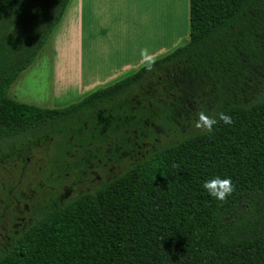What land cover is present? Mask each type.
<instances>
[{"label": "trees", "instance_id": "trees-1", "mask_svg": "<svg viewBox=\"0 0 264 264\" xmlns=\"http://www.w3.org/2000/svg\"><path fill=\"white\" fill-rule=\"evenodd\" d=\"M70 2L0 0V29L17 19L20 36L13 51L0 41V140L62 133L103 109L115 117L114 136L131 143L193 123L195 106L216 103L215 117L226 113L233 124L157 149L64 206H36L34 223L1 250L0 264H264V0H190L185 45L153 71L142 67L64 109L11 99ZM149 76L158 79L146 90L167 93H142L135 104L122 98ZM216 176L236 189L223 205L203 189Z\"/></svg>", "mask_w": 264, "mask_h": 264}, {"label": "rangeland", "instance_id": "rangeland-1", "mask_svg": "<svg viewBox=\"0 0 264 264\" xmlns=\"http://www.w3.org/2000/svg\"><path fill=\"white\" fill-rule=\"evenodd\" d=\"M140 6L143 24L147 27L145 31L150 34L154 33L158 37L161 35L163 40L161 44L163 49L155 51L156 60L167 56L187 43L190 33L189 18L185 16L187 0H140ZM17 24V19L12 20L10 31L6 32L0 29V41L6 39V51H13L16 42L19 41V32L15 29ZM54 31L53 33H55ZM53 33L32 64L12 84L9 90L11 99L39 108L64 109L82 101L92 92L111 86L144 67L141 64H131V66L126 67L93 64L92 62H98L99 59L89 57L86 50L81 63L78 65L77 50H61L60 44L54 42ZM73 40H70L69 43ZM55 48L63 54L68 52V56H54ZM149 77L141 87H138L139 90L148 89L149 81L158 79L157 76ZM81 78L86 83L85 90L82 92L78 87ZM136 92L125 94L122 98L138 103L142 93ZM215 105L217 104L212 103V106L203 107L199 111H204L209 116L215 117ZM86 122L88 120L85 115L82 126ZM194 123L195 121L192 128L187 129L183 136L179 135L182 132L181 126L177 127V130L169 131L168 134L173 139L172 143L166 144L165 138H163L162 147L171 146L184 138L201 134L194 128ZM56 129L58 127L53 128L57 131ZM67 129H70V126ZM176 134L179 136L175 137ZM70 137L72 134L66 131L52 134L41 132L22 135L9 141V143L0 140V251L5 249L7 237L15 232L16 228L14 227L19 225L21 218H26V222H28L37 216L34 208L26 212L25 205L29 204L30 207L43 206L54 197L50 190L51 183L48 181V176L52 170L51 162L60 156L59 150L62 146L60 144L68 143ZM76 138L74 137V139ZM150 142L156 143V138ZM25 143H30L29 153L20 158L13 156L11 151L16 146L19 147ZM5 151L9 153L4 157L2 153ZM130 165L131 163L127 160L125 167L117 171L118 175L128 170ZM97 187L90 183L82 189L84 192H94ZM80 190L78 191L80 192Z\"/></svg>", "mask_w": 264, "mask_h": 264}, {"label": "flooded vegetation", "instance_id": "flooded-vegetation-1", "mask_svg": "<svg viewBox=\"0 0 264 264\" xmlns=\"http://www.w3.org/2000/svg\"><path fill=\"white\" fill-rule=\"evenodd\" d=\"M160 80L162 81V78ZM137 93H167V91L144 89ZM175 102L172 107L177 110ZM201 109L197 106L193 107L195 112ZM86 116L91 117L92 121L86 122L84 129L81 127L82 122L73 121L70 123V129L66 132L72 134V137H70L68 143L60 144L62 145L59 150L60 156L51 162L52 170L48 176V181L51 183L50 190L54 197L46 204L64 206L83 194L92 193L84 192L82 188L90 183L99 188L107 185L113 179L122 175H118L117 171L125 167L127 160L132 167L143 158L152 154V152L163 148V138H165L166 144L172 143L173 140L171 135L158 127L157 137H154L156 138V143L150 142L153 139L150 135H144V138L131 143L132 138L125 135L121 138L113 137L116 132V126L113 123L115 117L111 110L103 109L100 111L96 115V121L93 120L95 115L87 113ZM127 118L128 116L125 115V119ZM107 119L108 121H106ZM196 120L197 118H195ZM177 124L182 127V132L179 134L181 136L185 135L187 129H191L193 125L192 122L188 124L178 122ZM179 135L176 134L175 137ZM74 137L77 138L74 139ZM29 146L30 143L21 144L19 147L16 146L17 148L15 147L11 152L17 158L25 157L31 149ZM7 151L2 153L4 157L9 153ZM98 187L96 190L99 189ZM79 189H81L80 192L78 191ZM24 208L27 212L32 210V208L35 210L36 206L30 207L29 204H26ZM35 219L34 217L26 222V218H21L19 225L14 227L16 228L15 232L7 237L4 248L6 249L10 246L21 232L27 230L34 223Z\"/></svg>", "mask_w": 264, "mask_h": 264}, {"label": "crops", "instance_id": "crops-1", "mask_svg": "<svg viewBox=\"0 0 264 264\" xmlns=\"http://www.w3.org/2000/svg\"><path fill=\"white\" fill-rule=\"evenodd\" d=\"M185 16L190 23V0H187ZM145 28L140 0H71L53 38L61 50H77L78 65L86 50L89 57L99 59L93 64L126 67L140 64L143 48L149 49L154 57L156 50L163 49L161 35L147 33ZM70 40L73 41L69 43ZM54 50L56 57L68 56V52ZM85 86L84 79H79L81 92Z\"/></svg>", "mask_w": 264, "mask_h": 264}, {"label": "clouds", "instance_id": "clouds-1", "mask_svg": "<svg viewBox=\"0 0 264 264\" xmlns=\"http://www.w3.org/2000/svg\"><path fill=\"white\" fill-rule=\"evenodd\" d=\"M154 54L147 48L140 50L139 63L144 66V69L148 72L153 71L156 64ZM198 119L194 123V128L203 134H211L215 125L219 122H223L225 125L233 124L232 118L226 113H219L218 117L209 116L204 111L197 113ZM203 189L215 200L220 202L221 205L227 203L228 198L236 191L235 185L230 178H220L216 176L210 178L203 183Z\"/></svg>", "mask_w": 264, "mask_h": 264}]
</instances>
